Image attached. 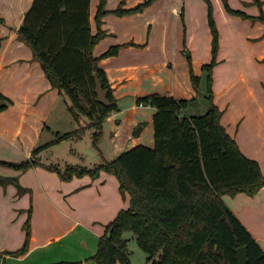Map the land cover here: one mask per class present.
Segmentation results:
<instances>
[{"label": "trees", "instance_id": "1", "mask_svg": "<svg viewBox=\"0 0 264 264\" xmlns=\"http://www.w3.org/2000/svg\"><path fill=\"white\" fill-rule=\"evenodd\" d=\"M155 1L145 0L131 9H124L122 4L111 13L117 16L141 13ZM204 1L208 5L212 34V59L202 67L207 73V112L186 115L184 111L190 102L176 99L172 91L143 98L140 104L157 109L154 148L140 145L93 168L67 165L62 170L44 165L38 155L64 140L82 139L91 129L95 130L92 143L97 147L104 122L118 109L99 61L117 56L122 46L111 47L100 58L94 56L95 47L106 37L101 25L108 14L107 0L99 2L96 33L90 19L91 0H34L18 30V39L31 48L52 87L65 99L78 128L37 147L27 161L0 160V166L20 172L43 167L66 182L85 175L97 178L102 171L117 178L122 196L129 197V205L105 226L98 251L91 258L96 264H130L126 238L129 233L148 255V264H239L237 251L242 247L246 249L247 264H264V249L223 199L225 195L235 197L240 193L255 196L264 187V174L260 164L246 157L228 133L221 121L223 113L214 102L213 70L220 34L213 5L210 0ZM222 1L228 14L264 23V1L253 0L260 10L259 16L233 9L228 0ZM181 18L184 22L183 13ZM0 23H4L3 19ZM95 74L102 82L110 106L98 100ZM190 75L199 91L201 77L192 68ZM12 104L0 92V113ZM3 181L0 178V185ZM31 217L32 208H29L23 227L24 244L12 252L16 257L28 251Z\"/></svg>", "mask_w": 264, "mask_h": 264}, {"label": "crops", "instance_id": "2", "mask_svg": "<svg viewBox=\"0 0 264 264\" xmlns=\"http://www.w3.org/2000/svg\"><path fill=\"white\" fill-rule=\"evenodd\" d=\"M143 1L145 0H107L106 2L105 9L108 14L103 18L101 25L106 37L95 47L94 56L100 58L113 46H122V48L117 56L99 61L118 109L104 122L103 134L98 146L94 147L92 143L94 129L87 130L82 139L73 137L64 140L77 144L85 137L86 139L89 137L90 142H88L91 144L93 156L97 157L94 167L104 161L111 162L140 145L154 148V116L157 109L146 104L140 105L141 99L163 91H172L176 99L190 103L198 97V92L191 81L188 62V59L193 57L192 51H188L187 42V38L191 37L189 35L190 30L192 31L190 28L193 22L192 12L189 11L186 3L181 4L177 9L176 6H171V0H157L141 13L124 16L111 13L122 4L124 9H131ZM202 1L206 5L208 25V5L204 0ZM210 1L213 3L212 0ZM228 1L233 9L252 16L260 15L258 6L252 4L253 0H237L234 4L231 0ZM33 2L34 0H0V19L4 21L0 23V92L13 102L14 108L20 113L17 122L19 127L16 123L10 124L16 128L14 139L6 141L16 145L15 138L23 134L25 138H31L32 145L28 156L21 162L29 160L37 147L54 142L57 135L73 133L78 128L73 120L76 129L62 133L60 128L63 125L57 121L60 119L62 123L68 120L63 115L62 96L58 89L52 87L40 63L34 59L31 48L18 39V30ZM99 2L100 0H91L90 5L93 33L97 31L95 16ZM221 3L223 4L222 0ZM223 10L228 14L224 4ZM172 13L186 29L182 43L179 38L177 39L176 49L171 45L173 33L169 16ZM182 13L184 22L181 18ZM217 27L219 30L218 24ZM219 34L221 37L220 30ZM210 36L212 49L211 31ZM255 38L264 41V28L260 27V33ZM187 53L190 54L189 57L186 56ZM262 59L264 60V56ZM208 63V60H198V62L194 60L192 63L194 74L201 77L202 67ZM262 64L263 62L257 65L264 69ZM259 80L261 81L256 86V91L254 85L249 87V81L243 79L250 89L248 97L255 110V115L249 119L253 114L252 110L250 111L244 128L241 127L243 131L236 129L233 126L234 122H229L232 106L226 108L228 116L224 114L221 121L228 133L236 140L243 154L257 161L264 174V79L260 76L252 81L257 83ZM189 107L188 105L184 113L188 116H196L190 114ZM59 111L61 115L58 118L56 113ZM25 138L23 141H26ZM52 147L38 155L44 165H48L46 162H51ZM74 156L83 160L82 153L77 149L74 151ZM64 163L66 166L74 165L67 161ZM66 166L63 168L65 169ZM5 169L0 174V178L4 179V184L0 185V188L8 187L10 194L13 193L15 198L25 200L26 208L21 207L22 211L28 212L29 208H32V234L28 251L18 257L12 255V252L22 248L25 241L24 228L23 235L16 244L6 238L1 239L0 264H96L91 258L98 251L99 240L105 232V226L129 205V197L126 195L124 199L122 196L117 178L102 171L97 178L85 175L66 182L57 173L43 167H35L26 172ZM32 172L36 173L39 185H34ZM223 199L264 249V187L253 197L240 193L235 197L225 195ZM27 218L28 213L22 218L23 227Z\"/></svg>", "mask_w": 264, "mask_h": 264}, {"label": "rangeland", "instance_id": "3", "mask_svg": "<svg viewBox=\"0 0 264 264\" xmlns=\"http://www.w3.org/2000/svg\"><path fill=\"white\" fill-rule=\"evenodd\" d=\"M231 1L232 4H234L237 0ZM212 2L213 11L214 14H216L215 18L221 33L220 48L218 51L219 55L217 54V64L213 70V79H215L213 86L215 85L214 87L216 90L214 92L213 88L214 102H218L217 106L220 108L223 115L225 114L227 116L228 112L226 108H231L232 106L230 112L231 116L228 118L229 122H234L233 126L236 127V129H241L242 126L244 128V124L248 116H250L249 113L251 110L253 114L249 119L255 115L254 105H251L248 97V91L250 89L243 79L249 81V87L254 85L253 88L256 91V86L261 80L257 83L252 80L260 76L264 79V69L257 65L261 64L263 60L264 41L255 38L260 33V27L264 28V23L260 21L253 22L239 16L226 14L223 10L221 0H212ZM183 3L187 4V8H189V11L193 14V22L190 25L192 31L190 30L189 35L191 37L189 39L187 38L188 51H192V56L194 57V59L193 57H190V60L188 59L191 72L194 60L197 62L198 60L211 61V36L209 27L206 24L205 3H203L202 0H171V6H176L177 9ZM169 22L173 33V44L171 45L173 49H176L175 45L177 39L179 38L180 43H182V39L186 35V29L176 20L174 13L169 16ZM259 23H261V25H257ZM252 24L255 25L252 26ZM200 90L204 92V95L201 97L199 91H197L198 97L189 103L190 107L188 108L190 114H196L198 116L204 115L209 105L207 73L203 71L200 81ZM13 105L14 104L0 113V160L21 162L28 156L32 145L30 144L31 138H25L23 134L15 138L16 145L6 141L7 139H14L13 134L16 128L10 124L16 123V126L19 127L17 122L19 121L20 113ZM61 105L63 107V115H65L68 120L67 122L62 121V123L60 119L57 121L63 125L60 130H62V133L75 130L76 124L67 109L63 97H61ZM12 108L14 109L11 110ZM60 115V111L56 113V117L59 118ZM240 131H243V129ZM23 138H25L26 141H23ZM88 139L85 137L83 141L77 144L73 141H64L56 143L57 145H52L53 147L50 149L53 153L51 162H44L49 166H57L62 170L64 169L63 167L66 166L64 163L65 161L74 165L79 164L84 167L93 168L96 164L97 157L95 155L93 156V150L89 143L90 138L88 137ZM75 149L82 153L83 160L78 156H74ZM4 170H6L5 167L0 166V174H2ZM32 174L34 175L32 176L34 185H39L40 183L39 180L37 181L36 179V173L34 174V172H32ZM6 188L8 189V187L0 188V241L6 238L8 241H11V243L16 244L23 235L22 218L25 217L28 212L20 209L21 207L26 208L25 200H18L13 193L10 194L9 189L7 190ZM126 238L129 239L130 264H148V255L140 249L135 237L129 233L126 235Z\"/></svg>", "mask_w": 264, "mask_h": 264}, {"label": "water", "instance_id": "4", "mask_svg": "<svg viewBox=\"0 0 264 264\" xmlns=\"http://www.w3.org/2000/svg\"><path fill=\"white\" fill-rule=\"evenodd\" d=\"M186 56L189 57L190 54L187 53ZM95 78H96V93H97L99 102L106 105V106H110V101L107 98L106 91L103 90L102 82L99 79L98 74H95ZM199 93H200L201 97L204 95V92H202L201 90H199ZM237 252H238L239 264H247L246 249L242 247V248L238 249Z\"/></svg>", "mask_w": 264, "mask_h": 264}, {"label": "built area", "instance_id": "5", "mask_svg": "<svg viewBox=\"0 0 264 264\" xmlns=\"http://www.w3.org/2000/svg\"><path fill=\"white\" fill-rule=\"evenodd\" d=\"M140 105H142V104H140Z\"/></svg>", "mask_w": 264, "mask_h": 264}]
</instances>
